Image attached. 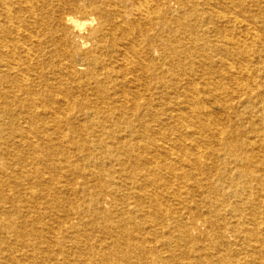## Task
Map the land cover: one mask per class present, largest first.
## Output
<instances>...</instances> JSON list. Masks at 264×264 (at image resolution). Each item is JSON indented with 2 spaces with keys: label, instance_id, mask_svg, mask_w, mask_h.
<instances>
[{
  "label": "bare ground",
  "instance_id": "6f19581e",
  "mask_svg": "<svg viewBox=\"0 0 264 264\" xmlns=\"http://www.w3.org/2000/svg\"><path fill=\"white\" fill-rule=\"evenodd\" d=\"M0 264H264V0H0Z\"/></svg>",
  "mask_w": 264,
  "mask_h": 264
}]
</instances>
